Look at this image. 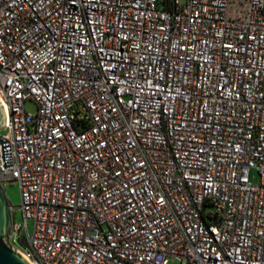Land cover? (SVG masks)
I'll return each mask as SVG.
<instances>
[{"label":"built area","instance_id":"built-area-1","mask_svg":"<svg viewBox=\"0 0 264 264\" xmlns=\"http://www.w3.org/2000/svg\"><path fill=\"white\" fill-rule=\"evenodd\" d=\"M0 101L32 264H264V0H0Z\"/></svg>","mask_w":264,"mask_h":264},{"label":"water","instance_id":"water-1","mask_svg":"<svg viewBox=\"0 0 264 264\" xmlns=\"http://www.w3.org/2000/svg\"><path fill=\"white\" fill-rule=\"evenodd\" d=\"M6 120L5 110L0 103V130L4 127ZM4 157L5 168L13 166L11 145L0 138ZM15 206L7 197L5 189L0 181V264H32L27 260L12 243L13 214Z\"/></svg>","mask_w":264,"mask_h":264},{"label":"rangeland","instance_id":"rangeland-1","mask_svg":"<svg viewBox=\"0 0 264 264\" xmlns=\"http://www.w3.org/2000/svg\"><path fill=\"white\" fill-rule=\"evenodd\" d=\"M184 2L185 0H180ZM27 109L30 111L36 110V104L33 101L27 103ZM250 180L252 183H258L260 181V175L256 168H253L250 172ZM7 197L12 205L15 206V216L14 220L17 222L22 221V212H21V189L17 182H12L4 186ZM170 264H179L176 259H171Z\"/></svg>","mask_w":264,"mask_h":264},{"label":"bare ground","instance_id":"bare-ground-1","mask_svg":"<svg viewBox=\"0 0 264 264\" xmlns=\"http://www.w3.org/2000/svg\"><path fill=\"white\" fill-rule=\"evenodd\" d=\"M0 103H1V101H0Z\"/></svg>","mask_w":264,"mask_h":264}]
</instances>
